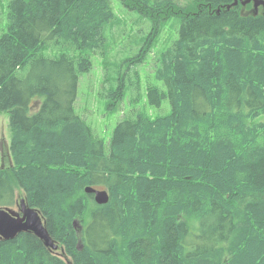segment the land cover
<instances>
[{
  "label": "trees",
  "instance_id": "1",
  "mask_svg": "<svg viewBox=\"0 0 264 264\" xmlns=\"http://www.w3.org/2000/svg\"><path fill=\"white\" fill-rule=\"evenodd\" d=\"M119 3L150 27L140 56L165 22L179 28L155 59L165 90L147 88L148 105L166 99L170 112L131 110L108 142L74 103L91 55L105 56L106 28L124 33L110 0L0 8V113L10 132L0 208L24 199L59 247L21 233L0 240V264H264V122H255L264 116L263 15L243 14L239 0ZM123 92L111 95L121 102ZM87 187L106 190L108 203L96 205Z\"/></svg>",
  "mask_w": 264,
  "mask_h": 264
},
{
  "label": "rangeland",
  "instance_id": "2",
  "mask_svg": "<svg viewBox=\"0 0 264 264\" xmlns=\"http://www.w3.org/2000/svg\"><path fill=\"white\" fill-rule=\"evenodd\" d=\"M8 1L0 0V8L2 7L5 12ZM186 1L181 0L180 4L183 5ZM110 2L116 16L120 18L123 24L122 31L124 33H120V29L116 28L111 34L109 28H106L105 56H99L98 53L91 55L92 68L88 73L79 77L77 97L74 103L75 113L104 142L109 141L117 123L126 117V114L131 110L145 109L152 118L170 112L166 99L162 100L159 108H151L148 105L147 88L154 85L165 90L161 82L155 79V59L169 47L171 40L177 36L179 28L178 20L175 18L165 22L162 31L156 37L154 46L140 56L138 55L140 49L137 41H139V37L143 38L144 33L149 30L147 21L141 19L136 12L121 6L119 0H110ZM262 8L261 6L255 8L250 2L244 8L241 6V12L243 14H262ZM4 28L0 31V35ZM116 36L118 38L114 41ZM61 52L64 51L51 49L46 51V54L53 57ZM124 60H136L138 62H134L131 66H128L129 62L119 63V61ZM118 87L124 89L121 102L117 96L111 95V92ZM255 122H264V116L257 118ZM9 142L8 114L0 113V158L2 159L0 168L8 167L10 160L8 156ZM20 195L22 194L18 193V196Z\"/></svg>",
  "mask_w": 264,
  "mask_h": 264
},
{
  "label": "water",
  "instance_id": "3",
  "mask_svg": "<svg viewBox=\"0 0 264 264\" xmlns=\"http://www.w3.org/2000/svg\"><path fill=\"white\" fill-rule=\"evenodd\" d=\"M241 6L246 7L250 2L254 7H263L262 15L264 18V0H239ZM237 5V1L233 3ZM232 6H228V9ZM255 15V14H254ZM85 194L92 195L95 203L105 205L109 201L106 190L87 187L84 189ZM16 209V210H15ZM13 208H0V240L10 241L21 233H31L38 238L46 249L51 252L59 250L58 245L49 236L46 228V221L39 210L29 207L24 199H19ZM74 229L79 233L80 228L77 221L73 223ZM64 252H61L63 254Z\"/></svg>",
  "mask_w": 264,
  "mask_h": 264
},
{
  "label": "bare ground",
  "instance_id": "4",
  "mask_svg": "<svg viewBox=\"0 0 264 264\" xmlns=\"http://www.w3.org/2000/svg\"><path fill=\"white\" fill-rule=\"evenodd\" d=\"M52 253H54V252H52Z\"/></svg>",
  "mask_w": 264,
  "mask_h": 264
}]
</instances>
